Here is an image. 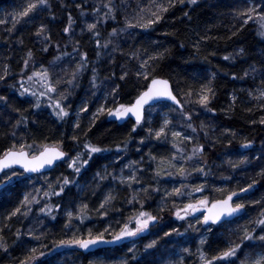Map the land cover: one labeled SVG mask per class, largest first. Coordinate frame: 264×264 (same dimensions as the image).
Returning <instances> with one entry per match:
<instances>
[{"label": "trees", "instance_id": "1", "mask_svg": "<svg viewBox=\"0 0 264 264\" xmlns=\"http://www.w3.org/2000/svg\"><path fill=\"white\" fill-rule=\"evenodd\" d=\"M233 1L197 0V3L192 5L188 4L187 0L184 4H180L177 0L175 7L164 13V19L151 29L135 28L120 32L118 36L111 38L112 42L107 49H98L95 38L87 31L86 24L97 19L93 14V7H99L107 0H63L64 7H61V0H49L51 11L43 10L30 14V16L34 15L33 19L18 18L20 22L16 23L15 27H13L12 17L26 6L28 0H0V20L5 21L0 24V75L5 74V66L8 73L6 79L0 81V95L7 97V103L0 101V154L5 149L11 148L14 142L26 144L35 142L39 145L62 141V150L68 154L67 162L60 163L47 174L32 176V178L48 177V183L53 184L57 191H59L57 180L67 176L74 181L65 186L64 192L59 196H45L44 192L48 190V186L40 188L35 181L30 188L23 178L14 180L8 188L0 190V236L8 246L7 251L0 249V264H20L32 247H36L38 251L44 250L41 248L42 244L51 248L54 243L72 237L70 234L72 231L86 238L89 229L95 234L109 228L105 239H111L113 233L119 232L121 227L129 222V217L137 215L141 210L155 215L163 222L176 211V208H182L185 203L196 202L204 197H208L210 201L223 199L233 191L239 192L241 188H246L253 181H255L253 188L247 194H241L242 199L234 198L235 203L246 205L245 212L231 224L213 226L215 230L210 233V237L203 246L207 257L210 259L213 255L225 250L227 248L225 241L238 243L242 229L246 226L249 228L254 226L261 209H264V203H254L264 200V175H260L261 170L264 169V158L257 159V157H264V124L260 123L264 118V109L260 107L262 102L253 99L248 93L258 87H264L261 83V74L264 73V36L259 34L261 29L258 17L245 24L244 17L239 15L245 11L244 2ZM151 2L152 0H123V2L113 0L118 9L115 14L116 19H109L98 25L101 44L109 39L108 33L113 28L124 27L125 18L133 11V8L136 13L137 5L145 7ZM162 2L167 4V0ZM77 3L82 7L77 8ZM239 3H241L240 7L237 5ZM82 11L85 13L83 16ZM105 11L107 10L101 8V16ZM69 14L74 21L72 34L65 35L63 28L68 25ZM41 24H44L47 29L45 35L51 37L47 43L48 52L42 51L46 45L42 42V37H37L35 34ZM76 41L79 42L78 52L73 51ZM197 42H199V50L194 47ZM165 49L168 51L165 58L155 64L154 75L157 78L168 79L178 99L185 102L188 99L185 94L189 88L199 90L202 84H207L209 81L215 93L208 106L211 111L195 103H184V110L192 113V123L198 131L199 138L193 143L202 144L205 148L203 156L198 157L199 164L194 160L185 164V167L192 172L193 167H199L206 162L209 173L207 177L196 172H192V175L187 178H181L179 175L173 177L178 183L177 187L183 184L188 192L206 184V190L203 193L192 192L191 196L188 194L182 197L171 196L164 200L166 188L163 178L165 176L162 174L156 177L155 171L160 165L161 158L165 160L171 158L173 154L171 139L168 138L169 142H161L154 138V134L150 137L147 131L150 126L146 122L136 132H132L133 123L128 122L118 126L109 121L105 114L99 116L95 120V126L88 131L92 118L82 115L79 121L81 126L75 129L73 125L77 118L74 119L72 116L58 121L46 108L34 107L35 97L29 93L20 95L21 83L37 93L43 90L39 78L34 77L33 81H28V76L33 72L41 71L42 68H48L50 72L51 62L55 57L61 56L62 59H68L74 54L77 58L69 65L74 70L80 55L87 53V70L78 76L74 87L71 88L66 83H62L59 91L65 93L67 90V95L69 93L73 95L71 104L82 101L91 89L93 77L91 69L95 67L98 88L108 84L112 88L117 84L120 85L115 97V107L120 103L130 104L140 94L145 84L142 78L138 79L135 75L140 61L130 59L131 54L139 51L143 54L142 58L147 59L148 55ZM29 50L32 51L33 58L25 67L24 60L27 59ZM145 50H147L146 53ZM97 51L100 52L99 58ZM64 53L69 55H63ZM225 56H229L230 59L225 60ZM125 71L128 75L121 80L120 77ZM245 72L248 73L247 76ZM213 73H215L214 77ZM233 75L237 78L233 79ZM61 78L67 80L70 76L63 74ZM10 85L15 87H9ZM47 96L50 97V95ZM47 96L40 98L41 105L46 102ZM233 96L236 97L235 100ZM165 105L157 104L151 110ZM166 106L171 107L172 110L176 108ZM174 112L177 114L174 117L172 114L170 120L172 126H182L186 129L184 127L186 122L183 121L178 110ZM21 117H27V127L22 124L18 129L14 128L16 120ZM201 123L206 126L205 130L209 133L207 138H204V131L200 129ZM186 130L188 134H192L190 130ZM225 130H228L227 133ZM13 131L16 132L15 137L12 136ZM86 131L87 136L84 135ZM232 133H235V136ZM73 136H77L78 140H73ZM141 138L145 141L143 145L139 143ZM246 140L252 142V146L247 149L241 147ZM86 141L108 151L93 154L88 165L77 174L68 167V163L77 152L86 151L83 148ZM212 141H216L215 144ZM124 142H128L127 148L117 152V145L123 146ZM183 146L186 154H190L193 144L185 142ZM138 148L140 151H137ZM152 156L156 157L155 161L151 159ZM245 157L249 162L240 165L236 170L228 163V161L238 162ZM84 159H88L87 155ZM112 163H114L113 166H110ZM129 164L137 169L136 175L140 183H133L131 187H128L118 182L117 189L112 193L116 199L106 207L107 215L101 216L100 212L104 210H101L99 206L105 197L103 195L105 187L113 180V175L116 176L114 172L117 173L121 166ZM108 167L111 171L107 173L106 179L101 180L96 173L105 174V169L107 170ZM166 168L167 166L164 165L163 169ZM169 171L174 172L175 169H169ZM224 177L232 178L224 180ZM78 184L82 185V188L84 186V189L77 188ZM142 187L147 188L148 192L138 191ZM157 188L158 192L153 190ZM28 189L32 191V196L40 200V203L29 206L32 211L27 216L17 214L8 219L10 213L20 207L23 193ZM37 189L40 191L37 192ZM163 189H165L164 193ZM172 189L167 192H171ZM134 194L140 202L129 204L128 201ZM77 201L88 205V219H85L83 223L74 219L71 230H68L65 228L68 217L63 218L61 211L66 204L73 205ZM162 201L163 207L158 208L157 203ZM46 204L52 206V212L49 215L39 211ZM57 205L60 207L57 208ZM21 211L23 212V208ZM53 216L55 219L52 218ZM133 223L134 221L129 226L132 227ZM237 224H242L241 229L234 230L236 232L231 234L233 237L229 238V233L226 234L223 228L228 226L234 228ZM185 226L181 223L174 229L179 231V237H186L191 241L192 255L185 251L181 254L187 258L192 257L191 264H202L197 251L201 247L200 242L193 241V236H190L191 230ZM160 228L153 227L151 230L149 228L147 232L137 237L126 238L111 249H101L85 254L78 249L59 248L55 254L71 253L76 259L75 264H113L112 259L117 257L128 259L129 264H163V260L169 258L168 254L174 260L172 251L177 250L176 244L179 245L181 241L179 242L180 238L177 237L176 232L166 226L162 228L165 229L164 232L172 233L170 236L179 243L172 245V239H166L164 233L158 237ZM17 230H19V239ZM30 231L32 236L29 235ZM33 236H39L40 240L32 238ZM153 240L157 241V245L151 249L146 248V245ZM129 248H134V253H129ZM133 254L136 260L132 259ZM239 262L240 260H237L236 264H240ZM39 264H56V262L52 255H49L41 258Z\"/></svg>", "mask_w": 264, "mask_h": 264}, {"label": "snow or ice", "instance_id": "2", "mask_svg": "<svg viewBox=\"0 0 264 264\" xmlns=\"http://www.w3.org/2000/svg\"><path fill=\"white\" fill-rule=\"evenodd\" d=\"M123 2V0H122ZM180 4H184L185 0H178ZM188 4L195 5L197 0H187ZM177 0H167V4L163 3L162 0H152V2L145 6L141 7L137 5L135 15H132L131 18L126 16L124 27L121 29L113 28L110 33H108L109 39L105 40L103 44L100 42V32L98 30V25L101 22H106L109 19L115 20L116 19V12H117V5L113 3V0H107L106 3H103L99 7H93V14L97 17V19L92 23H87L86 28L89 33L95 38V42L98 49H107L109 44H111V38L116 37L119 35L120 32H126L128 29H151L155 24L160 23L164 19V13L168 12L170 8L175 7ZM63 0H61V7H64ZM77 8H81L82 5L77 3ZM101 8L106 9L101 16ZM260 11L257 12L255 8H249L239 15L244 19V23L247 24L250 20H253L254 16L258 17L259 20V27L261 31L259 34L264 36V0H260L259 4ZM49 10L51 11V5L49 0H28L26 6H23L21 11H18L15 15H13V27H15L16 23L20 22L18 18L27 17L29 19H33L34 15L30 16V14H35L39 11ZM81 15H85L82 11ZM185 15H188L185 13ZM53 19L55 17L53 16ZM5 23L4 20H0V24ZM73 19L71 14L68 16V25L63 28V33L65 35L72 34V26H73ZM11 31V29H9ZM47 29L44 24H41L37 32L35 33L37 37H42V42L45 43V47L42 49L44 52H48L49 48L47 47V43L50 41V35H45ZM202 39H207V37H202ZM76 46H74L73 51H79V42H75ZM183 47V45H181ZM194 47L199 50V42H197ZM115 51V49H113ZM167 49L164 51H158L153 55H148L147 59H143L142 55L139 51L133 52L130 56V59H137L140 61L139 69L136 71L135 75L138 79L142 78L145 81L143 90L140 94L135 98L134 102L130 104H123L120 103L116 107H107V96H105V103L101 104L97 111L92 114V120L90 123V127L88 131H91V128L95 126V120L99 117V115L106 113L108 117L113 118L115 121H125L128 118L134 117L135 123L132 127V132H136L138 128L143 127L145 123V116L146 114L156 107L157 104H160L162 101H171L173 105L176 106L173 111L179 112V115L182 117L183 121L186 122V129L191 131V135L188 134L187 131H177L171 130V146L175 150L170 159L165 160L161 158L160 165L158 166L157 170L155 171V176L160 177L162 174L167 175L168 177H175L179 175L181 178H187L188 176L192 175V172L199 173L205 177H207L209 173V169L207 168L206 162L199 167H193L192 172H189L188 169L185 167V164L192 162L195 160L197 164L200 163L198 157L203 156L205 151L204 145L193 143L194 141L198 140V131L197 128L192 123L193 115L190 112H186L184 110V103L188 104H198L200 107L211 111L209 109V103L211 97L215 95L213 88L210 86L211 81L207 84H202L199 90H194L189 88L188 92L185 94L187 96V100L182 102L181 99H178L177 96L174 94V91L170 85V81L164 78H157L154 75L155 72V64L165 58V54L167 53ZM147 50H145V53ZM241 52L243 50L241 49ZM63 55H69L68 53H64ZM100 52L97 51V57L99 58ZM33 58V53L31 50L27 52V59L24 60V65L27 67L30 60ZM62 59L61 56H57L51 62L52 66H56V62ZM225 60H229V56L224 57ZM88 68V57L87 53H83L80 55V60L71 73H67L70 78L67 80H63L62 78L55 80L54 82L51 79V75L48 68H42L39 72H33L32 75L28 76V81H33L34 77L39 78V83L41 84L43 90L37 93L35 90H32L29 87H24V84H20V95L24 96L26 93H29L31 96L36 98V102L34 107L39 108L41 106V97L47 96L49 93H53L57 91V85L61 83H66L70 87L75 86V82L80 74H82ZM93 77H92V87L98 88L97 85V70L95 67L92 69ZM255 71V69H252ZM7 66H5V74L0 75V81H4L7 76ZM128 75V72L125 71L120 79L124 80ZM198 75V73H197ZM247 76L248 73L245 72ZM215 73H213V77ZM235 75H233V79H236ZM261 83L264 84V73L261 74ZM9 87H15L14 85H10ZM120 85H116L112 89L111 95L115 100V97L119 91ZM95 95V93H93ZM248 95L253 99L257 100L260 103V107L264 109V87H258L254 91H249ZM195 97V99H193ZM233 100L236 99L235 96L232 97ZM67 99V90L65 93H62L58 99L50 103L48 107L54 108L53 115H55L57 120L63 121L65 117L69 116V111L62 105L61 101ZM0 101L7 103V97L4 95H0ZM147 106V107H146ZM166 106V105H165ZM88 105H85L79 110L77 113V121L73 125L75 129L80 128V113H87L88 112ZM250 111V109H249ZM255 122V121H253ZM260 123L264 124V118L261 119ZM27 127V117H21L17 119L14 125V128L18 129L21 125ZM171 121L165 117L160 124L158 129H153L149 127L147 129L149 136H153L158 141L161 142H169L167 133L170 130L169 125ZM205 125L201 123L200 129L204 131V138H207L209 133L205 130ZM226 133L228 130H225ZM87 131L84 133L87 136ZM235 136V133H232ZM12 136H16V132L13 131ZM73 140H78L77 136L72 137ZM185 142L189 144H193L190 154H186V149L183 146ZM216 141H212L215 144ZM139 143L143 145L145 143L144 139L141 138ZM231 143V141L229 142ZM62 141L57 142L55 144H26V143H18L14 142L11 148L5 149L2 154H0V189L8 188L9 185L14 180H20L21 178L27 180L30 179L29 176L25 174L28 173H39L42 169L46 167H53L58 161L67 162L66 157L68 154L62 150ZM128 142H124L123 146L117 145V152L127 148ZM252 146L251 141H244L241 144L242 148H250ZM83 148L86 150L85 152H77L75 156L71 157V162L68 163V167L72 169L75 173L79 174L85 166L88 165L89 161L92 159L93 154L102 153L108 151V149L101 148L93 143L85 142L83 144ZM137 151H140L138 148ZM87 155L88 159H84V156ZM264 157H257V159H261ZM151 159L153 161L156 160L155 156H152ZM248 158L245 157L244 159L233 163L232 161H228L231 167L236 170L239 168L240 165L247 164ZM166 165L167 169H175V171H168L167 169H163V166ZM127 168H133L132 164L125 165ZM140 171H143L142 169ZM96 175L101 179L107 178V170L105 169V174H101L97 172ZM260 175H264V169L261 170ZM113 180L116 177L113 175ZM232 177H224V180H229ZM120 184L127 185L131 187L133 183H140L139 178L136 175V170H133L130 175L124 176L123 169L122 174L119 178ZM159 182V181H157ZM74 183V181L70 180L67 176L63 177L62 180H57L56 184L59 187V191L56 190V187L49 183L48 190L44 192L45 196L50 195H61L64 190L65 186ZM255 181L249 184L246 188H241L239 192L233 191L228 194L223 199H217L214 201H210L208 197H204L202 199L197 200L195 203H187L184 204L183 208H176L174 213L176 219L178 220H185L187 217L200 212L202 215V220L197 219V223L204 226L209 232L214 231L212 226H222L224 224H231L235 222V220L245 212L246 205L244 203H235L234 198L242 199L241 194H247L254 186ZM154 191H159V189H153ZM206 190V184H202L192 189V192L195 193H203ZM37 192L40 190L37 189ZM138 191H143L145 193L148 192L147 188H141ZM220 191V189H217ZM192 192H188V189L185 185L181 184L180 187H173L171 192H165L164 200L166 201L168 197L175 196V197H182L185 194L189 196L192 195ZM116 199L115 196L109 192L105 195L104 199L100 203V209L104 210L100 212L101 216H106L107 211L106 207L110 206L112 202ZM140 201L137 199V195L134 194L132 198L128 201L129 204L132 203H139ZM40 200L37 199L36 196H31V194H26L21 201L20 207L15 208L13 212L7 217L11 219V217L16 216L17 214H21L27 216L29 212L32 211L29 205L32 204H39ZM255 204L264 203L262 201H255ZM210 205V206H209ZM175 206V205H174ZM57 208L60 205L56 206ZM141 207L143 205L141 204ZM24 209L22 212L21 209ZM203 209V211H201ZM163 210V209H161ZM39 211L44 213L45 215H49L52 212V206L50 204H46L45 207L40 208ZM88 205L83 204L79 207V209L74 213L73 211H68L66 213L68 217V222L65 224V228L71 230L72 221L79 220L81 223L84 222L85 219H88L87 216ZM55 219V217H52ZM157 217L151 213L145 212L143 210L139 211L137 215L133 217H129V222L125 223L123 227H121L119 232H115L112 234L111 240H106L105 235L109 232V228H105L104 231L97 232L93 234L92 230L89 229L87 233V237L78 236L74 232L72 237L69 239H62L58 243H54L51 248L47 245H41V248L44 249L42 251H38L36 247H32L30 252L25 259L20 262V264H39L41 258H45L49 255H55L56 250L59 248H69V249H79L83 251H89L92 247L97 246L99 244H113L120 242L126 238H133L139 236L145 230L149 228L150 224L155 223ZM134 221L135 227H130L129 225ZM110 227V226H109ZM189 227H193L191 224ZM193 230L196 231L193 227ZM173 232H176L177 235H180L177 229H173ZM17 238L19 239V230H17ZM172 233L165 232V236H170ZM29 235L32 236L31 231ZM32 238L36 240H40L39 236H33ZM206 238L201 237L200 239V246L197 251L199 253V259L202 264H236L237 260H240V264H264V209H261L257 219L254 222V226L244 227L242 229V235L239 236V242L229 241L228 246L225 250L220 251L218 254L213 255L210 259L207 257L206 252L203 249V246L206 244ZM157 245V241L153 240L151 243L146 245V248H154ZM248 247L250 250L245 252V247ZM0 249L4 251L8 250V246L4 241L3 237L0 236ZM184 251L188 253L190 250L185 248ZM129 253H134V248L128 249ZM243 252V259H241V253ZM38 253V254H37ZM132 259L136 260V256L133 254ZM119 264H129L128 259H121Z\"/></svg>", "mask_w": 264, "mask_h": 264}, {"label": "rangeland", "instance_id": "3", "mask_svg": "<svg viewBox=\"0 0 264 264\" xmlns=\"http://www.w3.org/2000/svg\"><path fill=\"white\" fill-rule=\"evenodd\" d=\"M227 1L228 2H231L232 0H227ZM236 1H239V0H236ZM242 1L244 2L243 3V6H244L245 10H247L249 8H255L256 11L259 12V9H260L259 8L260 0H242ZM237 5L240 7L241 3H239ZM131 13H129L127 15L129 18H131V16L133 14H135V9L134 8H133V11H131ZM256 18L257 17L254 16L253 20H255ZM244 19H246V17H244ZM76 58L77 57L74 54H72V55H70V57H68V59H61L60 61H57L56 62V65L57 66H55V67L52 66V69L50 71V75H51L52 81L54 82L55 80L60 79L63 74L71 73V71L73 69H71L69 67V65L72 62H74L76 60ZM53 68H55V69L53 70ZM61 87H62V83L59 84V85H57V91L56 92L47 94V95H50V97L47 96L46 97V99H47L46 102H44L40 106V107H42V109H45L46 108L49 111V113L52 115V117L54 119H56L55 115H53L54 108L48 107V105L50 103H53V101H55L56 99H58L60 97V95L62 94L61 91H59ZM90 88L91 89L87 92V94H85V98L82 101H80V102H77L75 104L74 103L71 104L72 100L74 99L73 98V95L71 93H69L67 95V99L61 101L62 105L69 111V116L68 117H65L64 119H68L69 117H72V116L74 117V119L77 118V113L85 105V103H87L89 110H88L87 113H80V116L85 115L86 117L92 118V114L97 111L98 107L101 104H104L105 103V96H107V104H106V106L107 107H115L116 101L113 99V96L111 95L113 88H112V86L110 84H108V86H101L100 88H93L92 86ZM93 93H95V95H93ZM105 114L106 113L101 114L99 116H104ZM172 114H173V117H174V115L177 114V113L174 112L172 110V108L169 107V106H162V107H159L157 109L151 110L149 112V115L146 116L145 122L151 128L158 129L159 126H160L161 120H163L165 117H167L169 120H171L172 119ZM58 121H60V120H58ZM169 129L170 130L168 131L167 136L170 139H172V137H171V130L187 131L182 126L173 127L172 126V122L169 125ZM174 151L175 150L173 149V152ZM140 162L141 161H139V163ZM113 164L114 163L110 164V166H113ZM122 169H123V175L124 176L130 175L133 170H136L137 171V169L135 167L133 169L128 170L127 168H125V166H121L119 168V170L117 171V173L114 172V174H116V176H115L116 179L115 180H111L107 184V186L105 187V193L106 194H108L109 192H111V194H112L117 189V183L120 182L119 181V178H120V176L122 174ZM138 170H140V169L138 168ZM167 170L169 171V169H167ZM110 171H111V169L108 167L107 168V173L109 174ZM35 176H37V175H35ZM164 176H165L163 178V179H165V185H164V187L166 188V191H169L173 187H177L178 186V183H176V181H175V179L173 177L170 178L167 175H164ZM35 181H37L36 184L40 188H41V186H48V184H49L48 183V177H39V178L36 179V178H32V176L30 177V179L25 180V184L26 185H30V188H31L32 187L31 184L34 183ZM77 188H81L80 190H83L84 189V186L82 188V185L78 184L77 185ZM93 188L96 189L95 187H93ZM164 192H165V189H163V193ZM105 193H103L104 196L106 195ZM26 194H31V196H32V191L29 190V189L27 191H25L23 193V198H24V196ZM191 203H195V202H191ZM83 204H84V202H82V201H77L73 205L72 204H69V203L66 204V206L61 211L63 218H65L67 216L66 213L68 211L76 212L79 209V207L81 205H83ZM185 204H187V203H185ZM29 206H31V205H29ZM157 207L158 208L163 207V201L157 203ZM23 211H24V209H23ZM174 213L175 212H173L171 215H169L168 218H165V220L163 222L160 221L161 219H157L156 220V223L153 226L149 225L150 230L153 227H159V228L161 227L160 230H158L159 231L158 233H160V234L157 235V236L159 237V236H162V234L166 232V231L164 232L165 229H162L164 226L168 227L169 229H174L175 226H177V225H179V224L182 223L183 225H186L185 227L187 229H190L191 230L190 236H193V238H194L193 241L200 242V239H201L202 236L205 237L206 240L210 237V233L212 231L209 232L204 226H202V225H200V224L197 223V219H201L202 220V217H199V218H190V217H187L185 220H178V219H176ZM190 224L195 229H198V230L194 231L193 230V227H189ZM241 225L242 224H237L234 227L235 229L234 228H230V226H228L226 228L224 227L223 230H224V232H226V234L229 233L228 237L231 238V237H233L231 234H234L236 232L234 230L241 229V227H240ZM132 227H135V224L134 223H133ZM149 228L147 230H145L144 232H147L149 230ZM214 230H215V228H214ZM73 233L74 232L72 231L70 234L73 235ZM150 233H151V231H150ZM222 235H223V232H222ZM179 236L180 235H177V237L180 238L179 239V242L181 241V243L179 245L176 244V243H179V242L177 240H175L174 237L173 238L171 236H166L165 237L166 239H172L171 240V243H173L172 245L176 244L177 250L172 251V256L174 257V260H172V257L168 254V257L169 258L163 260V262H164L163 264H191L192 263L191 262L192 257L191 258H187L185 256H182L183 254H181V252H183L184 249L186 247H188V249L190 250L189 251V254L192 255L191 246H190L191 241H189L188 238H186V237L185 238L184 237L182 238V237H179ZM228 243H229L228 241H225L226 246H228ZM249 250L250 249H248V248H245L244 249L245 252H247ZM52 257H53L54 262H56V264H75V261H76V259L72 256L71 253L66 254L64 252H60V253H57L55 255H52ZM175 257H177L178 259H176ZM121 259H123V257H117L115 259H112L113 260V264H117V262L119 263V261ZM241 259H243V252L241 253ZM160 262L162 263V261H160Z\"/></svg>", "mask_w": 264, "mask_h": 264}, {"label": "water", "instance_id": "4", "mask_svg": "<svg viewBox=\"0 0 264 264\" xmlns=\"http://www.w3.org/2000/svg\"><path fill=\"white\" fill-rule=\"evenodd\" d=\"M170 85H171V84H170ZM134 100H135V99H134ZM134 100H133V102H134ZM160 103H166V104H169V105L175 106V105H173V104L171 103V101H162V102H160ZM146 107H147V106H146ZM175 107H176V106H175ZM109 121L116 123L118 126H122V125H124L125 123H128V122H132L133 124L135 123V119H134V117H132V118H128V119H126L125 121H115L113 118L109 117ZM61 162H62V161H58V162L55 164V166L50 167V168H49V167H46V168L42 169L41 172H39V173H28V174H25V175L30 177V176H34V175L47 174V173H49L50 171H52V170H53V169H54L59 163H61ZM0 190H1V189H0ZM209 206H210V205H209ZM201 211H203V209H202ZM191 217H193V218H198V217H202V215H201L200 212H197V213L191 215ZM155 223H156V222H155ZM155 223L150 224V225L153 226ZM106 240H111V239H106ZM121 242H122V241L117 242V243H113V244H99V245H97V246L92 247L89 251H83V250H79V251H81V252H83V253H85V254H88V253H92V252H95V251L100 250V249L113 248L114 246L120 244Z\"/></svg>", "mask_w": 264, "mask_h": 264}]
</instances>
